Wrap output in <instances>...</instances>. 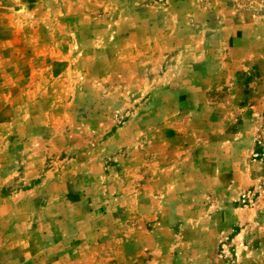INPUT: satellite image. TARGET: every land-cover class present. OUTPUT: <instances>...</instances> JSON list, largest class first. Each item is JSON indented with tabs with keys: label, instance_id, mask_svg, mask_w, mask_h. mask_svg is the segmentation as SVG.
<instances>
[{
	"label": "rangeland",
	"instance_id": "1",
	"mask_svg": "<svg viewBox=\"0 0 264 264\" xmlns=\"http://www.w3.org/2000/svg\"><path fill=\"white\" fill-rule=\"evenodd\" d=\"M0 264H264V0H0Z\"/></svg>",
	"mask_w": 264,
	"mask_h": 264
}]
</instances>
